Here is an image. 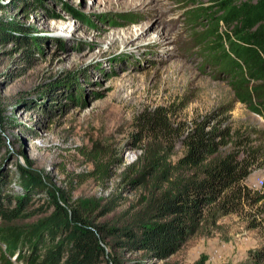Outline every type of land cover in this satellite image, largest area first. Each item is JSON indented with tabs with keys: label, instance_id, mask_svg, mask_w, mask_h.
Instances as JSON below:
<instances>
[{
	"label": "rangeland",
	"instance_id": "rangeland-1",
	"mask_svg": "<svg viewBox=\"0 0 264 264\" xmlns=\"http://www.w3.org/2000/svg\"><path fill=\"white\" fill-rule=\"evenodd\" d=\"M208 4L0 0V199L23 200L0 228L36 224L56 204L109 226L156 215L153 156L175 164L194 123L230 126L257 140L245 183L258 204L209 216L170 255L103 244L120 264H264V113L240 98L233 67L206 60L196 37L211 27ZM155 116L170 128L157 138ZM20 169L42 184H22ZM38 243L36 254L0 252V264H35Z\"/></svg>",
	"mask_w": 264,
	"mask_h": 264
},
{
	"label": "trees",
	"instance_id": "trees-1",
	"mask_svg": "<svg viewBox=\"0 0 264 264\" xmlns=\"http://www.w3.org/2000/svg\"><path fill=\"white\" fill-rule=\"evenodd\" d=\"M209 2L202 9L210 18L211 27L199 33L196 40L208 52L206 60L215 64L218 71L223 62L234 68L238 95L264 113V0ZM165 120L159 123V117H153L149 123L152 136L157 138L159 129L170 132ZM252 134L230 126L194 123L184 135V153L175 164L163 157L152 158L156 215L138 213L127 223L109 226L86 219L76 209L67 215L56 204L55 211L36 224L0 228V252L13 255L28 245L36 254L39 241L43 253L35 264H120L103 244L114 238L112 244L119 248L173 254V247L193 234L209 216L238 211L243 204L254 206L261 200H254V194L259 192L245 183L259 161L254 147L257 140ZM229 140L232 146L226 151L223 146ZM18 176L22 184H42L24 169L18 171ZM22 201L6 209L0 199V217L19 218ZM260 213L264 214V207ZM258 258L260 254L256 253L254 261Z\"/></svg>",
	"mask_w": 264,
	"mask_h": 264
},
{
	"label": "bare ground",
	"instance_id": "bare-ground-1",
	"mask_svg": "<svg viewBox=\"0 0 264 264\" xmlns=\"http://www.w3.org/2000/svg\"><path fill=\"white\" fill-rule=\"evenodd\" d=\"M163 35H164V34H163ZM166 36L169 37L167 34H166ZM161 39H162V38H161ZM161 39H160V40H161Z\"/></svg>",
	"mask_w": 264,
	"mask_h": 264
}]
</instances>
